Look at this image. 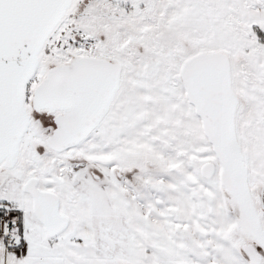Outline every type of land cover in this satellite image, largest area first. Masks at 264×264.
<instances>
[{"label":"snow or ice","instance_id":"6c2138e0","mask_svg":"<svg viewBox=\"0 0 264 264\" xmlns=\"http://www.w3.org/2000/svg\"><path fill=\"white\" fill-rule=\"evenodd\" d=\"M0 264H264V0H0Z\"/></svg>","mask_w":264,"mask_h":264}]
</instances>
